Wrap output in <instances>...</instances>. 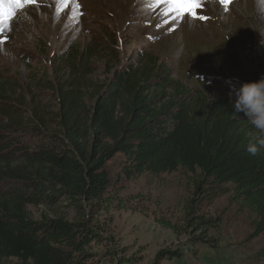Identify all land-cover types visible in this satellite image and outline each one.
<instances>
[{
	"label": "trees",
	"instance_id": "obj_1",
	"mask_svg": "<svg viewBox=\"0 0 264 264\" xmlns=\"http://www.w3.org/2000/svg\"><path fill=\"white\" fill-rule=\"evenodd\" d=\"M100 39L56 56L53 80L32 78L22 87L0 76V262L95 261V249L107 247L109 237L90 210L105 208L111 186L106 165L118 154L126 178L183 168L201 179L179 223L157 219L186 244L160 249L152 264L195 256L200 247L217 250L222 220L203 206L228 192L255 215L248 240L264 235V149L255 156L247 151L264 134L236 111L233 92L264 76V42L243 46L246 66L231 52L222 76L212 80L220 89L212 96L176 79L173 69L148 51L120 67L116 39ZM98 63L106 73L100 83L91 78ZM42 94L51 97L46 105ZM61 200L76 211L73 221L35 222L28 216V206ZM141 262L138 256L116 260ZM253 262L264 264V245Z\"/></svg>",
	"mask_w": 264,
	"mask_h": 264
},
{
	"label": "rangeland",
	"instance_id": "obj_2",
	"mask_svg": "<svg viewBox=\"0 0 264 264\" xmlns=\"http://www.w3.org/2000/svg\"><path fill=\"white\" fill-rule=\"evenodd\" d=\"M78 2L79 11L70 5L58 12L56 0H40L39 7L28 5L16 10L11 30L4 33L7 41L0 45V76L22 87L32 83V78L36 82L53 80L58 68L56 56L69 46L82 48L93 37L105 40L110 35L117 41L120 67L127 65L132 55L148 51L165 61L179 81L216 96L220 89L211 84L212 80L222 76L231 52L235 51L246 66L243 46L253 43L257 48L264 42V16L258 13L255 0H232L227 10L220 0H203L199 14L210 17L206 22L191 17L174 21L172 16L163 15L166 5L150 7L153 0ZM102 65L97 64V73L91 77L94 82H103L106 77ZM41 96L45 105L51 100L48 94ZM123 162V155L118 154L107 163L111 180L108 202L104 209L90 210L109 237L107 247L95 249L97 257L90 264H116L120 257L132 256L141 257V264H152L160 249L186 244L184 237L177 238L157 219L180 222L184 206L193 196L194 184L201 181L199 175L180 168L160 176L145 173L126 178ZM27 211L35 222L76 218V211L64 200L51 206H28ZM203 211L222 220L219 248L200 247L195 256L165 264H253V257L264 245V235L248 240L255 215L241 201L234 200L231 192L219 195L213 203L203 206Z\"/></svg>",
	"mask_w": 264,
	"mask_h": 264
},
{
	"label": "snow or ice",
	"instance_id": "obj_3",
	"mask_svg": "<svg viewBox=\"0 0 264 264\" xmlns=\"http://www.w3.org/2000/svg\"><path fill=\"white\" fill-rule=\"evenodd\" d=\"M56 3L60 5L58 12H63L70 5H75L77 11L80 9L78 0H56ZM231 3L232 0H220V4L225 10L228 9ZM39 4L40 0H0V45H3L7 41L4 33L11 30V23L16 10H22L28 5L39 7ZM5 5L8 7L5 8ZM165 5L166 8L163 15L172 16L174 21H182L185 17L205 22L210 19L208 16L199 14L203 10V0H153L150 7L160 8ZM79 15H83V13L80 12ZM174 30V28L169 29V31ZM149 39H153V37H149Z\"/></svg>",
	"mask_w": 264,
	"mask_h": 264
},
{
	"label": "clouds",
	"instance_id": "obj_4",
	"mask_svg": "<svg viewBox=\"0 0 264 264\" xmlns=\"http://www.w3.org/2000/svg\"><path fill=\"white\" fill-rule=\"evenodd\" d=\"M255 2L258 13L264 16V0H255ZM233 92L236 111L243 112L254 129L264 134V76L255 82L243 83L239 88H234ZM261 149H264V138L249 143L247 147L248 153L253 156Z\"/></svg>",
	"mask_w": 264,
	"mask_h": 264
}]
</instances>
